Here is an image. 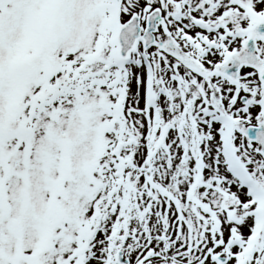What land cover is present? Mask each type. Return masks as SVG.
Segmentation results:
<instances>
[{
	"label": "snow or ice",
	"instance_id": "snow-or-ice-1",
	"mask_svg": "<svg viewBox=\"0 0 264 264\" xmlns=\"http://www.w3.org/2000/svg\"><path fill=\"white\" fill-rule=\"evenodd\" d=\"M0 264H264V0H0Z\"/></svg>",
	"mask_w": 264,
	"mask_h": 264
}]
</instances>
